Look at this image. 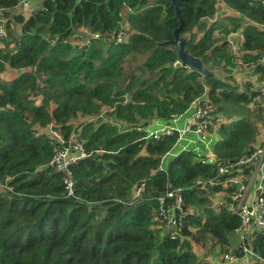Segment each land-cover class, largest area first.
<instances>
[{
  "label": "trees",
  "instance_id": "obj_1",
  "mask_svg": "<svg viewBox=\"0 0 264 264\" xmlns=\"http://www.w3.org/2000/svg\"><path fill=\"white\" fill-rule=\"evenodd\" d=\"M22 1L0 0L7 29L0 73L20 70L0 79V182L8 187L0 188V264H211L194 244L208 254L227 252L240 217L212 203L226 177L216 176L217 164L255 151L264 106L257 102L262 90L232 74L226 36L241 32L242 65L264 79V0H176L186 48L210 71L225 73L207 79L174 65L176 45H158L178 26L170 0H39L42 9L14 12ZM219 1L239 14L210 20ZM83 29L100 37L74 44L87 37ZM119 30L125 36L117 43ZM191 103L224 116L213 145L217 164L183 150L163 167L177 132L152 139L145 128ZM81 117L97 119L74 126ZM50 124L66 139L76 132L90 153L71 165L72 194L49 165L60 146L43 130ZM209 178L216 183L196 184ZM171 187L182 188L187 209L176 236L154 220L158 197ZM251 245L264 264V230L254 232Z\"/></svg>",
  "mask_w": 264,
  "mask_h": 264
},
{
  "label": "built area",
  "instance_id": "obj_2",
  "mask_svg": "<svg viewBox=\"0 0 264 264\" xmlns=\"http://www.w3.org/2000/svg\"><path fill=\"white\" fill-rule=\"evenodd\" d=\"M29 0H23L21 3L24 6L29 4ZM237 31L230 32L227 37V43L230 52L235 58L240 60V56L243 54L241 45L243 36L240 34V42L237 43L231 37ZM87 37L83 40L73 39L72 42L79 46H85L90 43L94 38H99L100 34L97 32H86ZM7 29L5 19L0 18V42L6 38ZM125 32L119 30L115 37V42H122ZM260 62L264 64V51L261 53ZM179 63V60L174 62V65ZM194 111L189 117L186 127L182 130H177L175 126L164 124L158 129H145L146 138L158 139L164 135L177 132L178 138L175 143L178 144L187 133H193L194 138L188 139L186 147L193 146L188 151L194 152L197 157L206 163H214L216 161V155L213 152V147H210L209 134L213 127H217L224 121V116L214 110V108L207 104H194ZM177 117V116H176ZM175 117V118H176ZM174 119V118H173ZM49 136L52 140L60 143L49 161V165L56 171L62 173V180L64 187L68 194L73 193L74 178L71 170V165L76 161L88 156L90 153L84 148L81 141L77 139L76 132H72L66 139L64 138L58 129L50 124ZM214 145V144H213ZM185 150V149H183ZM168 151L163 158L169 154ZM264 157V145L257 147L254 152L248 156L242 155L235 162L229 164H217V175H226L222 184L226 188H230L226 192V196L230 199L227 201L226 196L218 201L219 205H224L228 209L236 212L240 217V224L236 228V232L239 234L238 249L242 252V255L249 258L250 264H257L263 262L252 250L251 239L255 231L264 230V183H260L256 187V191L250 201L246 200V190L248 184L243 179V169L248 163H251L257 159ZM260 163H263L262 161ZM216 183L215 178H209L205 180H197L196 184L205 187L211 186ZM6 185L0 182V188H4ZM140 189L134 191L133 196H139ZM183 193L181 187H171L166 192L158 197V211L154 220L157 222V227L162 229L165 233L171 236L179 234L183 221L187 215V209L184 207ZM218 205V206H219ZM190 211V210H189ZM238 256H235L232 251H227L221 254L220 258L223 261L233 262Z\"/></svg>",
  "mask_w": 264,
  "mask_h": 264
},
{
  "label": "crops",
  "instance_id": "obj_3",
  "mask_svg": "<svg viewBox=\"0 0 264 264\" xmlns=\"http://www.w3.org/2000/svg\"><path fill=\"white\" fill-rule=\"evenodd\" d=\"M29 4L27 6H24L22 3H19L18 5H21L22 10L21 11H16L17 13L19 12H23V13H29L31 12L32 9H34L37 5V3H40L39 0H29L28 1ZM218 7H223L221 10L222 11H226L227 14H231V15H238V12H234V11H229L226 7V5L219 1L217 3V8ZM217 13V10L215 12V14ZM215 19V17H213L210 20ZM83 32L85 33L86 31L83 29ZM11 69V68H8ZM246 72L248 71L246 68H243ZM17 70V69H14ZM24 70V69H22ZM242 70V69H241ZM240 70V71H241ZM249 72V71H248ZM18 75V74H17ZM16 75V76H17ZM256 77V75H253ZM15 77V76H14ZM13 77V78H14ZM240 77H241V73L239 72L238 75L235 76L237 82L240 84ZM248 81H252V80H248ZM195 105L193 103L190 104L189 108L182 114L178 115L176 118L171 119L168 122H164L161 120H153L149 126H147L145 129H158L159 127H161L164 124H168V125H173L175 126V128L177 130H182L186 127V124L188 122L189 117H191L193 111H194ZM47 128V127H46ZM46 128H44L43 130H45ZM259 129L260 132L258 134V136L256 137V142H255V147H260L264 145V127L262 125H259ZM46 131V130H45ZM47 132V131H46ZM194 134L193 133H187L184 136V139H182L180 141V143L176 144L173 146V148L170 150V153L167 154L164 158H162V166L166 167L167 163L174 157L176 156L178 153H180L181 151H183V149L185 150H189L191 148H193V146H188L186 147L185 144H187L188 139L191 140L190 138H194ZM219 139L218 136V131H217V127H213L210 131L209 134V142H210V147H213V144L215 142H217V140ZM263 163H260V162ZM253 166V171L250 173L249 176H245L244 172H243V179L245 181L246 184H248L247 186V190H246V200L250 201L251 198L253 197L255 191H256V187L260 184V183H264V157L263 158H259L255 161L252 162L251 164ZM223 188L222 190L216 192L213 197H212V203L215 206H218L219 203L218 201L222 198H224L226 196V187L225 185H222ZM239 234L235 231L234 237H233V243H232V247L230 249H228V251H231L232 249L236 248L239 244ZM194 250L197 253L198 256L202 257V258H206L211 264H250L251 262H249V258H247L246 256L242 255L237 257L233 262H227V261H223L221 260L220 256L222 253H215V254H208L206 253V251L202 248V246L194 244Z\"/></svg>",
  "mask_w": 264,
  "mask_h": 264
},
{
  "label": "rangeland",
  "instance_id": "obj_4",
  "mask_svg": "<svg viewBox=\"0 0 264 264\" xmlns=\"http://www.w3.org/2000/svg\"><path fill=\"white\" fill-rule=\"evenodd\" d=\"M223 7H218V8H216L217 9V13L215 14V18H219V17H223V16H225V15H231L230 13L229 14H227V12L226 11H222L221 9H222ZM228 9V8H227ZM22 10V7H21V5H17L14 9H13V11L14 12H16V11H21ZM230 12L231 11H234V10H231V9H228ZM234 12H236V11H234ZM0 18H1V12H0ZM5 22H6V20H5ZM209 22H211V21H209ZM264 28V27H263ZM199 34V33H198ZM240 34H241V32L240 31H237L235 34H233L231 37L233 38V40L235 41V42H237V43H239L240 42ZM227 37H228V35L226 36V39H227ZM5 39V38H4ZM4 44V42H3V40L0 42V46H2ZM243 55V54H242ZM242 55L240 56V60L238 61V59L237 58H235V62H236V67H234L232 70H231V72H232V74H235V76L236 75H238V73L240 72L241 73V77H240V85H244L246 82H251L252 83V86L254 87V88H258V89H261L262 90V93H263V95L261 96V97H258V100H257V102H260V103H262V105L264 106V79H262L261 81H258V80H256L257 78L255 77V76H253L254 74L252 73V72H246L243 68H245V66L244 65H242ZM242 69V70H241ZM27 70H29V68H27ZM241 70V71H240ZM248 70V69H247ZM19 71L20 70H14V69H7V70H5L4 72H1L0 73V79L1 80H10V79H12L14 76H16L17 74H19ZM211 72L213 73V74H215L216 76H218V77H222V78H224L225 77V73H224V71L222 70V68H220V67H217V68H213L212 70H211ZM248 80H252V81H248ZM98 118L100 117V115H98L97 116ZM97 117L96 118H91V117H81V118H79V119H77V120H74L72 123H73V125L74 126H76V125H78L79 123H80V121H83V120H90V118H91V120L92 121H95L96 119H97ZM101 119H105V118H101ZM264 127V126H263ZM47 132H49V128H46L45 129ZM261 146V145H260ZM3 183V182H2ZM5 189H8V187H4Z\"/></svg>",
  "mask_w": 264,
  "mask_h": 264
},
{
  "label": "water",
  "instance_id": "obj_5",
  "mask_svg": "<svg viewBox=\"0 0 264 264\" xmlns=\"http://www.w3.org/2000/svg\"><path fill=\"white\" fill-rule=\"evenodd\" d=\"M170 2H171V6L174 8V14H175V18L178 21V26L174 29L173 39L159 42L158 45H166L168 43H172L176 45L177 46V58L180 61V64L185 67H191L199 71L203 75V78L207 79L213 74L199 57H196L193 54H191L189 50L186 48L187 40L185 37L180 35V32L184 28L183 19L176 6V0H170ZM42 8H43V5L41 3H37L36 7L32 9L31 12H35L36 10L42 9Z\"/></svg>",
  "mask_w": 264,
  "mask_h": 264
}]
</instances>
